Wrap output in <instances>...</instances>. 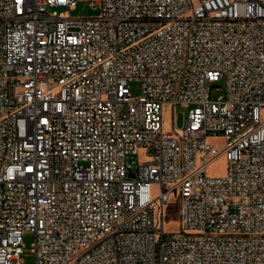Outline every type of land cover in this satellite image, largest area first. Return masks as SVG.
Listing matches in <instances>:
<instances>
[{"label":"built area","instance_id":"obj_1","mask_svg":"<svg viewBox=\"0 0 264 264\" xmlns=\"http://www.w3.org/2000/svg\"><path fill=\"white\" fill-rule=\"evenodd\" d=\"M262 110L264 0H0V264H264Z\"/></svg>","mask_w":264,"mask_h":264},{"label":"rangeland","instance_id":"obj_2","mask_svg":"<svg viewBox=\"0 0 264 264\" xmlns=\"http://www.w3.org/2000/svg\"><path fill=\"white\" fill-rule=\"evenodd\" d=\"M67 17L79 19V18H88L93 17L98 14L97 10H93L88 3H78L76 8L72 11L65 13ZM129 89L132 95L139 96L141 94V83L138 81H132L129 83ZM226 91V82L225 79H219L217 82L211 85V96L213 99H218L223 96ZM187 113V109L176 106L173 110H169L166 106L164 108V125L163 129L165 132L171 130L172 125L176 129H180L183 126L184 117ZM264 113V110H262ZM218 145L221 144V141H215ZM227 170V161L224 158H219L215 160L209 167L208 173L212 176H220L224 174ZM159 192L157 186H152L151 194L155 198ZM178 205L176 200L171 199L170 203L166 206V229L168 232H177L180 230V217L178 214ZM33 243V235L25 234L23 236V247L22 254L20 255V260L22 264H35V257L32 253L31 244Z\"/></svg>","mask_w":264,"mask_h":264}]
</instances>
